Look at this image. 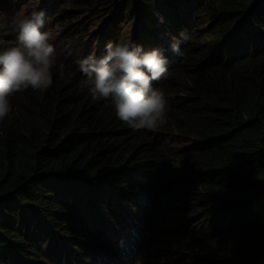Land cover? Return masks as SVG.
Masks as SVG:
<instances>
[{"label":"trees","instance_id":"obj_1","mask_svg":"<svg viewBox=\"0 0 264 264\" xmlns=\"http://www.w3.org/2000/svg\"><path fill=\"white\" fill-rule=\"evenodd\" d=\"M18 1L0 0L5 45L15 43ZM80 4L96 17L144 15L155 26L135 24L145 48L182 30L198 42L153 83L168 98L167 123L155 130L132 131L109 102H93L60 53L49 89L10 97L0 121V264H123L126 252L142 253L140 264H168L172 252L197 264H264V0L39 7L55 23ZM174 135L187 144L166 139Z\"/></svg>","mask_w":264,"mask_h":264},{"label":"clouds","instance_id":"obj_2","mask_svg":"<svg viewBox=\"0 0 264 264\" xmlns=\"http://www.w3.org/2000/svg\"><path fill=\"white\" fill-rule=\"evenodd\" d=\"M20 9L11 17L15 43L5 45L0 40V121L12 111L10 97L15 93L29 88L46 91L54 82L57 52L55 38L45 27L46 11L39 7V0L29 12ZM108 26L105 34L112 35L114 27ZM4 27L0 24V30ZM197 42L198 36L189 30L150 48L131 37L109 40L101 49L103 55L92 52L78 61L80 88L87 90L93 102H109L118 119L132 131L158 129L167 123L168 98L153 83L167 79L173 72L171 61L184 58L187 44ZM134 255L124 253L125 257Z\"/></svg>","mask_w":264,"mask_h":264},{"label":"rangeland","instance_id":"obj_3","mask_svg":"<svg viewBox=\"0 0 264 264\" xmlns=\"http://www.w3.org/2000/svg\"><path fill=\"white\" fill-rule=\"evenodd\" d=\"M220 1L222 0H219V2ZM18 2H20V11L29 12L36 5L37 0H19ZM42 2H45V0H39V5H41ZM134 13L137 14L135 11ZM67 14L69 16H72L74 19L55 23L49 20V15L46 14L48 20L45 27L52 32L55 38L53 43L56 48L57 57L59 58L60 53L64 57V60H72V63L77 64V66L78 61L81 58L87 56L92 52H95L97 56L103 55L104 52L101 49L105 47L106 42L109 40L116 41L119 37H131L132 40L141 44L140 34L135 33V30L137 29L135 27V24H137L138 20L140 21V23H142L143 26H152L155 28L152 23L150 24L147 19H144V15H141L137 18L127 16L123 11H116L115 8L109 9L103 17H100L99 15L98 17H96L93 13H89L88 10L83 9L82 4H80L79 7H69L67 10ZM106 18L108 20L104 22ZM202 22V30L209 29V27L212 26L210 17L203 15ZM108 24H112L114 27L112 35L108 34L110 38L105 36V27ZM150 29H152L149 33L150 36H156L153 31V28ZM77 41L79 42L78 47ZM60 63L61 61H56L55 65H59ZM164 81L165 79L161 80V84ZM161 84H159L157 87L162 89ZM176 137L178 138V140ZM166 139H168L172 144H174L178 148L180 147V149L182 148V146L187 144L186 142L182 143L181 137L177 135L170 136ZM170 199H165L164 202H168ZM179 216H186L187 218H190V215L187 213V211L181 212ZM194 223H192L191 225H193ZM171 254L172 258L173 256L176 257L168 264H197L193 260L191 261L190 259H188L187 255L185 257L180 256L177 254V252H172ZM141 255L140 257H136L135 255L134 257L124 256L123 264H140L139 261H141L142 259ZM162 260H165L163 256H156L155 258V261Z\"/></svg>","mask_w":264,"mask_h":264}]
</instances>
